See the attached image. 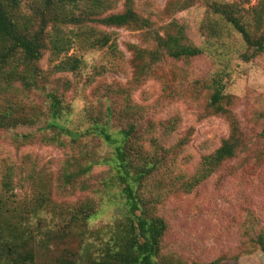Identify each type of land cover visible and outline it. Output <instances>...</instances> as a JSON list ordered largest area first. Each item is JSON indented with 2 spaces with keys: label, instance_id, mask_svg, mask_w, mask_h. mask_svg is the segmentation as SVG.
<instances>
[{
  "label": "rangeland",
  "instance_id": "1",
  "mask_svg": "<svg viewBox=\"0 0 264 264\" xmlns=\"http://www.w3.org/2000/svg\"><path fill=\"white\" fill-rule=\"evenodd\" d=\"M124 1L113 0L112 12H121ZM175 1L183 0H133L137 13L152 21L154 31L160 33L174 22L183 27L187 42L196 46H203L209 35L207 29H202L209 17L207 3H237L245 11L264 3L196 0L181 10L172 5ZM99 30L110 36V43L104 48L91 49L78 40L67 54L54 59L47 53L40 62L43 71L54 79L48 90L56 88L63 93L67 120L62 125L79 133L89 126L90 117L102 109L105 86L129 84L130 46H145L144 32L104 27ZM226 32L230 33L228 28ZM238 41L231 33L226 41L231 50L222 60L204 55L188 62L166 64L163 71L168 76L164 81L170 97H166L168 91L158 80L145 82L131 95L135 104L147 108L143 127L151 126L148 137L169 152L167 167L162 171L165 181L155 187L156 178H152L149 184L160 196L157 213L167 225L162 252L170 264H246L252 234L247 235L245 228L252 229L256 220L264 227V51L251 61L242 62L237 53L241 51ZM65 57L79 58L80 70L68 75L54 74V66ZM225 67L229 74L225 94L233 99L231 110L238 120L245 148L207 180L186 191L185 186L193 184L202 158L229 135L227 121L206 112L208 93L203 86ZM67 80L70 86L65 91L63 81ZM23 97L43 117L36 126L0 132V240L4 241L8 233L7 224L16 229L7 244L8 251L3 248L1 264H56V260L66 256L75 264H87L88 258L100 249L103 236L99 229L124 215L123 201L116 187L105 186L109 177L103 164L87 176V191L62 187L65 161L70 155H77L78 150L71 151L66 136L58 138L64 146L48 141L52 135L42 131L47 122V104L41 94ZM85 152L94 154L92 162L103 161L111 153L97 140ZM42 193L57 204L55 212L49 206L33 214L35 199ZM87 200L99 206L98 216L86 231L68 230L67 217L61 216L60 211ZM31 254L34 259L26 261Z\"/></svg>",
  "mask_w": 264,
  "mask_h": 264
},
{
  "label": "trees",
  "instance_id": "2",
  "mask_svg": "<svg viewBox=\"0 0 264 264\" xmlns=\"http://www.w3.org/2000/svg\"><path fill=\"white\" fill-rule=\"evenodd\" d=\"M195 1H175L172 5L185 10ZM206 7L209 17L202 29H207L209 35L203 46H196L187 42L183 27L174 22L160 33L154 31L152 21L137 13L133 0H125L122 11L117 13L112 12L113 0H0V132L36 126L43 116L32 109L23 96L41 94L47 104V122L42 131L52 135L48 141L64 146L58 138L66 136L71 151L78 150L77 155H70L65 161L62 187L87 191V176L103 164L108 168L109 177L105 186L116 187L123 201L124 215L99 229L103 236L100 249L88 258L87 264H170L162 252L167 225L157 213L160 196L154 194L149 184L152 178H156L155 187L165 181L166 174L162 171L167 167L169 152L148 137L151 126L143 127L147 108L133 102L132 92L149 80H158L164 83V91H168L166 97H170L164 81L168 75L163 67L170 62H188L204 55L222 60L230 53L226 41L231 33L239 39L241 51L235 52L242 62H249L264 51L263 2L248 11L237 3L210 2ZM101 27L144 32L145 46H130L132 77L129 84L105 86L102 109L90 117L89 126L79 133L62 125V121L67 120L63 93H58L56 88L48 90L54 79L43 71L40 62L47 53L54 59L67 54L78 40L91 49L104 48L110 43V36L101 32ZM225 28L230 33H225ZM81 65L79 58L65 57L54 66V74H74ZM228 76L226 67L220 68L203 86L208 93L206 112L226 120L229 135L210 155L202 158L193 184L185 186L186 191L207 180L245 148L238 120L231 110L233 99L225 94ZM69 86L68 80L63 81L65 91ZM93 140L111 151L107 159L90 160L94 154L85 149ZM35 204L33 214L44 207L52 206L54 212L58 209L43 193L36 197ZM98 214L99 206L90 200L60 211L61 216L67 217L68 230L79 232L86 231ZM252 225V229L251 226L245 228L247 235L252 234L246 264H264V227L258 220ZM7 227L4 241L0 240V264L3 248L8 251L7 244L11 243L16 230L10 224ZM67 257L56 260V264H75ZM26 259L34 258L31 254Z\"/></svg>",
  "mask_w": 264,
  "mask_h": 264
}]
</instances>
